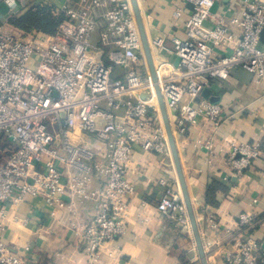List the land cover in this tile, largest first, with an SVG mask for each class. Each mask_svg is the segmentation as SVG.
<instances>
[{"label": "built area", "instance_id": "obj_1", "mask_svg": "<svg viewBox=\"0 0 264 264\" xmlns=\"http://www.w3.org/2000/svg\"><path fill=\"white\" fill-rule=\"evenodd\" d=\"M4 1L9 11L0 18V146L6 152L0 160V230L18 202L38 197L56 206L64 195L90 197L95 207L83 238L95 255L125 230L124 213L135 192L128 173L134 148L171 153L131 2L66 0L52 7L63 18L46 33L11 27L16 2ZM181 1L189 7L183 35L169 45L164 37L148 35L141 11L175 137L199 120L220 124L224 107L203 96L211 81L228 80L235 67L250 72L255 83L264 81V0H240L238 15L229 16L213 10L216 0ZM182 16L183 9L173 12L174 19ZM94 31L97 40L91 42ZM90 137L98 147L86 143ZM232 146L228 160L239 177L262 151L257 142ZM93 178L100 184L89 195ZM157 182L158 210L189 222L180 189L169 177ZM256 202L238 214L225 242H215L225 264H264V249L252 236L261 223ZM196 217L211 230L219 228L214 213L201 209ZM25 258L0 240V264H23Z\"/></svg>", "mask_w": 264, "mask_h": 264}, {"label": "crops", "instance_id": "obj_2", "mask_svg": "<svg viewBox=\"0 0 264 264\" xmlns=\"http://www.w3.org/2000/svg\"><path fill=\"white\" fill-rule=\"evenodd\" d=\"M15 2L19 16L35 5L62 7L66 0ZM138 3L150 37H164L168 45L173 36L182 37L188 5L181 0H138ZM241 7L240 0H216L213 10L229 16L238 15ZM178 8L183 9L184 16L174 19L173 12ZM232 32L239 35L236 26H232ZM90 40L96 42V31ZM218 51L228 52L231 47ZM115 72L122 75L118 67ZM206 89H209L207 98L224 107L220 124L215 128L208 121L199 120L189 126L186 134L176 136L175 142L195 214L205 209L219 221V228L211 230L205 219L196 217L208 264H225L216 252L215 242H225L227 229L235 226L240 212L252 207L254 198L261 223L252 236L264 249V81L255 83L250 72L235 67L228 80H213ZM253 142L259 144L261 155L243 175L236 177L228 152L233 144ZM86 143L98 147L93 137ZM128 173L135 192L124 213L125 230L114 241L103 243L95 255L89 253L83 238L84 226L95 207L90 197L64 195L56 206L38 197L11 205L2 219L0 240L24 253L23 264H200L190 223L168 218L157 207L160 177H169L179 188L171 153L163 155L136 146ZM215 182L217 187L209 191V185ZM99 184L98 178L90 181L89 195Z\"/></svg>", "mask_w": 264, "mask_h": 264}, {"label": "water", "instance_id": "obj_3", "mask_svg": "<svg viewBox=\"0 0 264 264\" xmlns=\"http://www.w3.org/2000/svg\"><path fill=\"white\" fill-rule=\"evenodd\" d=\"M130 2L132 5L134 15H135V19H136V23H137L141 43H142L143 53H144V56H145V59L148 65V69H149L152 81L154 82V88H155V92L157 95V102H158L159 110L161 113L165 131H166L171 156L174 162L175 171H176V175H177V179L179 183V188L182 193L183 201L185 203L186 210H187L188 220L191 225L192 233H193L195 243L197 246V251L199 254V261H200V264H208L207 256L204 251V247H203V243H202V239H201V235H200V231H199V227H198V223L196 219L195 210L191 203L189 193L187 190V186H186V182H185V178L182 172L179 155H178V151L176 147V142H175V136H174L172 127L168 119V114H167V110L164 104L163 97L156 83L157 79H156V73L154 69V63H153L150 47L148 44L147 34H146V30L143 24V19H142V14H141V10L139 7V3H138V0H130ZM8 11H9L8 4L4 0H1L0 1V18L6 15ZM208 92H209V89H205L203 91V96L208 97ZM213 102H216V101H213Z\"/></svg>", "mask_w": 264, "mask_h": 264}, {"label": "trees", "instance_id": "obj_4", "mask_svg": "<svg viewBox=\"0 0 264 264\" xmlns=\"http://www.w3.org/2000/svg\"><path fill=\"white\" fill-rule=\"evenodd\" d=\"M52 6L45 5H35L25 10L17 17L14 18L16 26L20 29H30L36 28L43 32H53L57 24L63 18L62 14L53 15L51 12ZM218 183L209 185V191L217 187Z\"/></svg>", "mask_w": 264, "mask_h": 264}, {"label": "rangeland", "instance_id": "obj_5", "mask_svg": "<svg viewBox=\"0 0 264 264\" xmlns=\"http://www.w3.org/2000/svg\"><path fill=\"white\" fill-rule=\"evenodd\" d=\"M3 19V18H2ZM14 20V18L12 17V18H10V20H9V25L11 26V27H17L16 26V24H15V22L13 21ZM0 142H1V140H0ZM6 157V152H4V147H2V146H0V160L1 159H4Z\"/></svg>", "mask_w": 264, "mask_h": 264}]
</instances>
